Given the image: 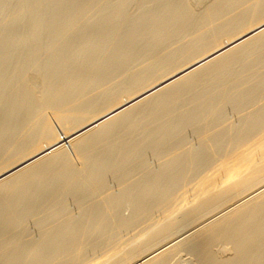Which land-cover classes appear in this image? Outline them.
I'll return each instance as SVG.
<instances>
[{
    "label": "bare ground",
    "instance_id": "6f19581e",
    "mask_svg": "<svg viewBox=\"0 0 264 264\" xmlns=\"http://www.w3.org/2000/svg\"><path fill=\"white\" fill-rule=\"evenodd\" d=\"M263 188L264 0H0V264H264Z\"/></svg>",
    "mask_w": 264,
    "mask_h": 264
},
{
    "label": "rangeland",
    "instance_id": "374dc122",
    "mask_svg": "<svg viewBox=\"0 0 264 264\" xmlns=\"http://www.w3.org/2000/svg\"><path fill=\"white\" fill-rule=\"evenodd\" d=\"M230 117H233V118H231V119H232L234 122H236V118H235L232 114L230 115ZM151 163L153 164V166L155 165L154 167H156V164L153 163V161H151ZM111 184H112L111 187L114 189L115 186L113 185L112 182L110 183V185H111ZM262 190H264V188H263ZM71 208L74 210L73 206H71ZM126 211H127V210L124 211V214H125V215H128V214H129V213H128L129 211H127V212H126ZM216 217L218 218L219 216H216ZM216 217H215V218H216ZM215 218L211 219L210 221H213V220H216V219H217V218H216V219H215ZM210 221H208V222H210ZM183 256H184V257H183ZM186 258H187V257H186L185 255H182V259H186Z\"/></svg>",
    "mask_w": 264,
    "mask_h": 264
}]
</instances>
